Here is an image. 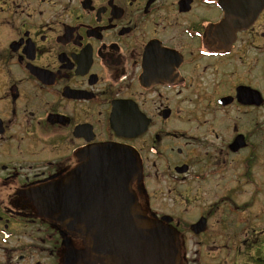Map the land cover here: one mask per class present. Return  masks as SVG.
I'll use <instances>...</instances> for the list:
<instances>
[{
  "label": "flooded vegetation",
  "instance_id": "af4514ba",
  "mask_svg": "<svg viewBox=\"0 0 264 264\" xmlns=\"http://www.w3.org/2000/svg\"><path fill=\"white\" fill-rule=\"evenodd\" d=\"M104 146L178 264H264V0H0V264H111L42 210Z\"/></svg>",
  "mask_w": 264,
  "mask_h": 264
},
{
  "label": "water",
  "instance_id": "95a60500",
  "mask_svg": "<svg viewBox=\"0 0 264 264\" xmlns=\"http://www.w3.org/2000/svg\"><path fill=\"white\" fill-rule=\"evenodd\" d=\"M99 153L92 160L96 162L93 167L97 169L98 180L91 181L94 192L85 199L86 210L57 211L63 208L57 198L53 206L49 203V208L41 207L43 214L70 224L88 243L92 254L111 264H178V230L164 220L150 219L137 206L132 183L140 167L135 153L110 146H104Z\"/></svg>",
  "mask_w": 264,
  "mask_h": 264
},
{
  "label": "rangeland",
  "instance_id": "374dc122",
  "mask_svg": "<svg viewBox=\"0 0 264 264\" xmlns=\"http://www.w3.org/2000/svg\"><path fill=\"white\" fill-rule=\"evenodd\" d=\"M263 227H264V225H263ZM192 248L195 249V246H193Z\"/></svg>",
  "mask_w": 264,
  "mask_h": 264
}]
</instances>
